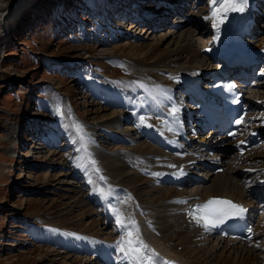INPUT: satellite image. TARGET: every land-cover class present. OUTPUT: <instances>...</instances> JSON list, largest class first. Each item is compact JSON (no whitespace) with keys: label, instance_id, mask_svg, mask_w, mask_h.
Returning <instances> with one entry per match:
<instances>
[{"label":"rangeland","instance_id":"obj_1","mask_svg":"<svg viewBox=\"0 0 264 264\" xmlns=\"http://www.w3.org/2000/svg\"><path fill=\"white\" fill-rule=\"evenodd\" d=\"M20 1L3 0L0 4V15L10 19L4 26L7 30L2 31L3 40H0V264H94L82 255L68 254L61 247H54L53 241L35 243L33 239L37 237L33 236L48 234L45 228L52 225L66 229L64 231L70 235L79 233L77 210L70 212L64 207L81 198L88 208L102 213L100 206L87 197L92 186L100 194L113 183L106 179L108 173L102 170V163L95 157L105 153L109 158L117 154L116 151L128 154L140 145H151L145 134L138 132L136 122L132 123L137 116L133 112L134 103L130 101L142 95L131 89L136 87L123 74L135 63L126 52L113 54L111 49L133 44L148 47L159 38L168 42L179 37L190 39V35L196 45L204 46L207 41L208 44L213 41L208 34L201 37L194 33L193 23L203 22L205 28L216 33L223 32V27L214 28L213 24L203 20L212 8L210 0H22L21 8L11 16L10 13L7 15L14 3ZM254 1L255 7H247L252 10L249 14L251 23L258 26L246 42L248 46L260 48L264 37V0ZM157 15L161 17L156 20ZM148 17L164 24H156L157 29L153 32L145 25L147 20L142 25V22L133 23ZM126 19H129L128 27L123 25ZM181 66L183 64L175 67ZM141 67L150 69L148 64H141ZM159 69L165 71L168 68ZM167 73L172 72L167 70ZM93 74L98 80L93 78L92 81ZM102 82L116 83L114 87L119 89L122 98L110 97L103 102L105 94L98 87L103 86ZM249 82V93L255 95L256 100L264 101V64L253 70ZM129 90L136 96L128 98ZM95 102L104 107L109 105V110L120 111L129 119H121L115 125L113 118L105 122L93 121L88 111L90 104ZM258 113V110L252 111L254 116ZM76 125H82L90 138L91 143L86 148ZM188 135L192 137L190 143L181 141L172 153L159 148L162 150L159 153L174 161L198 155L197 143L193 141L196 139ZM199 138L204 140L202 136ZM124 139L127 143H123L126 142ZM150 147L157 149L158 146ZM259 154L262 159L254 161L253 166L258 173L255 177L263 179L260 173L264 172V147L255 153L256 156ZM249 158L240 160L246 163ZM77 165L82 166L80 168L92 185L87 184L80 169H74ZM101 177L105 179L101 180ZM154 180L149 181L156 184ZM148 186H137L136 190L149 193ZM77 187H81L82 192ZM152 187L162 191L154 192L155 196L168 189L158 183ZM122 189L124 194H119L117 200L121 201L120 209L123 210L138 198V193L129 187ZM191 189L185 186L182 191L189 193ZM146 197L142 199L147 200ZM122 210L118 212L125 215ZM100 219L105 220L103 215ZM107 220L99 235L117 237L113 244L117 247L121 241L119 230L114 227L117 221ZM82 235L89 236L88 233ZM90 250L96 253L98 248L93 246ZM259 251L253 254L251 250L246 251V264L255 262L254 256H259ZM67 254L69 256H65ZM69 259H73L72 263Z\"/></svg>","mask_w":264,"mask_h":264},{"label":"bare ground","instance_id":"obj_2","mask_svg":"<svg viewBox=\"0 0 264 264\" xmlns=\"http://www.w3.org/2000/svg\"><path fill=\"white\" fill-rule=\"evenodd\" d=\"M2 2L3 0H0V4ZM23 2L24 1L22 0L20 2H15L7 15L10 13L11 16V14L15 12ZM247 4L248 7L251 6V8L256 6L255 1L247 0ZM246 8L245 10H247ZM234 13L235 12L228 14L225 23L233 26L237 32L238 40L241 41L243 35L249 31L250 22L242 12ZM210 14L211 10L206 17H210ZM233 14L234 16L229 21L228 19ZM158 17L160 18L161 16L157 15L155 19L157 20ZM206 17H204L203 20L213 24V20ZM155 19L152 20L150 17L143 19L139 18L136 21H133V23L140 24L142 22L140 24L142 25L143 22L147 20V27L150 29L152 28L154 32L155 29H157L156 24L160 26L161 24H164L161 20L157 22ZM9 21V17L6 18V15L4 14L0 15V40L2 39L1 37L4 36L2 31L7 30L4 26H7ZM11 21H13V19ZM128 21L129 19H126V23L123 25L128 27ZM189 23L190 22H188V24ZM253 24V27L257 28L258 24L255 22ZM218 26L223 27L222 24H218ZM193 27L195 30L194 33L196 32L198 36L201 35L202 37L208 34L211 41H214L215 39H217V41L212 44H208L209 42L207 41L204 46H200L195 44L193 36L191 37L190 35V39L188 37L180 39L179 37L176 41L169 40L168 42L164 40L165 38H159L149 44L148 47L133 44L118 45L111 49L113 54L118 51H122V53L126 52L129 58L134 61L133 63H135V65H130L128 67L129 70L126 72L127 74L124 72L123 76L129 77L132 84L136 87L131 89H133V91L138 90L139 94L141 93L142 95H140L141 98L135 97L136 95L133 96V92H131L132 90H129V95L127 96L128 98H131V96L135 97L130 101L131 103H134V110L129 107L133 110L135 116H137V119H133L134 121H132L137 124L141 122L140 118L144 117V122H141L138 132L141 133L142 129L144 130L145 125L143 124L145 123H148L155 129V137H149L150 143L156 141L157 135L161 137L160 140L162 142H165L166 140H174L177 138V135L179 136L178 139L181 141L185 140L184 137H186V139L189 138L184 133L185 128H183V125L187 122L190 124L189 121L193 120L195 117V122H198V120L202 122V120L198 111L195 110L194 112L196 114H192V110L194 109L190 105L192 100L190 98L189 89L185 87L186 82H194L197 84V81H199L201 76V81L205 82L208 77L205 76L207 73L213 72V74H215L217 69L224 65L223 63H220L217 58L215 59L214 54L218 53V49L220 51L219 53H221L220 56L226 62L232 59V57L229 56V49L232 45L221 44L222 33L225 31L224 27L223 32L220 31L219 33L205 28L203 22L193 23ZM132 28H136V26H132ZM164 44L165 47L162 48L161 46ZM261 44L264 45V37H262ZM245 49L250 52L249 56L253 58L254 61L258 63L261 60L262 62L264 61V48L259 49V47L252 48L248 46V48L245 47ZM232 56L236 55L233 53ZM141 64H148L150 69L146 70L142 68ZM176 64H183V66L180 68L175 67L177 66ZM163 67H167V70L172 73L168 74L167 70L163 71L159 69ZM202 73L205 75H201ZM250 75L251 73H249V77ZM93 78L97 79V76L93 74L91 77L92 81ZM114 85H116V83ZM114 85L104 82L102 87L98 86L105 94V99H102L103 102H106L110 97L117 100L121 95L118 91L119 89L114 87ZM125 86L127 87V85ZM249 97L252 99L250 107L254 111L258 110L259 113L255 118L250 119L247 129L250 127L260 128L259 132L262 137H264V101L256 100L255 96ZM122 101H124V99ZM108 106L109 105H106V107H104L96 102L91 103L88 111L90 114L88 115L92 117L89 118L96 122H105L113 118L115 119L114 125L119 123L121 119L126 120L127 116L122 112L117 110L114 111L115 109L111 111L108 109ZM187 107L188 109H186ZM174 109L176 110L175 112L173 111ZM127 112L130 113V111ZM83 118H87L86 114ZM203 128L204 127L201 125V130ZM169 129L172 130L169 131ZM134 130L133 133L136 132V129ZM192 130L193 132L196 131L195 129ZM242 132L243 128L239 140L243 137ZM235 141H237L236 138ZM235 141H226L224 138L222 139V137L211 135L210 140L204 143L211 146L210 149L214 148L216 150L214 155H217V159L215 161L219 162L222 160L221 156H226L229 145L234 144ZM112 145L109 146L112 147ZM159 145L161 144L159 143ZM150 146L140 145L134 150L135 152L131 151L128 154L116 151L117 154L110 155L109 158H107L108 156L105 153H100L96 156L95 159H99V163H102V170L108 173V178L105 176L106 173L104 176L107 180L113 182L112 184H109L110 186L108 185L109 187L106 186L105 193L110 192L107 197L100 195L101 193L99 194V191L97 192V189H95L94 186H92L93 188L91 189H95V191L91 190L87 197L88 200H91L94 203H97L96 205L100 206L102 213L95 211L93 208H88L87 205L83 204L81 198L75 199L72 204H68L64 208H66L65 210L69 209L70 212L74 209L77 210L76 222L78 227H81L80 232L71 233L70 235V233H67L68 231H64L66 230L64 228L62 229L59 226L49 225L50 227L45 228V231H47L48 234H35L33 236L37 237L36 239L39 238L38 240L33 239L36 241L35 243L53 241L54 247H61L68 254L73 253L75 255H82L84 258H87L88 262L92 261L94 264L99 262L97 259L98 257L101 258L103 264H126L127 261L129 264V260L124 257L123 253L118 248L119 246L114 247L113 245L117 237L99 234H101L100 231L102 227L106 225L105 221L107 219L111 221L116 219L115 221H117V211L122 210L120 209L121 201H118L117 197H119V194L123 193L122 190L124 189L120 190L119 188L129 187L135 191L137 186L148 184L150 192L143 191V189L136 190L138 198H136V200L133 199V201L128 203L122 210V213H125V215L121 214L120 217L122 224L115 222L118 226L116 224L114 227L119 230L121 241H127L129 239L127 232L132 231V238L135 239L138 236L142 239L144 244L148 245L149 248L158 253L160 260L168 261L171 259L179 261L181 264H246L245 252L251 250V253L253 254L260 250L258 253L259 256H254L255 262L253 261V263L264 264L263 244L257 243L255 240L241 245L235 241H219L212 239L209 231H206L203 227L197 226L188 215V211L196 204H203L210 198L229 197L236 199L240 197V193L236 189V180L239 179V176L241 175L239 174V171L236 169L230 170L229 168V170L222 174L209 176L206 179L207 183L202 184V186H198L199 183H193L194 185L192 186L196 187L189 190V193L182 191V184L177 183L173 187H167L168 189L165 188L166 190L163 189L165 192L155 196L153 195L154 192L157 193L162 191L160 189H154L152 186L157 183L167 184L168 180H175L176 177L179 179L178 172L180 170V165L178 162H174L172 158L159 153L162 151L152 149ZM164 149L169 150L171 147H164ZM219 155L221 156L219 157ZM249 156V162L246 161L245 168L251 167L253 164L251 162L261 158L260 154L259 156H256L255 154H246L243 158ZM230 159L233 160V158ZM81 162H83V160H81ZM171 165H174V167ZM80 167L82 166L77 165L74 169H80V173L84 175L87 184L92 185L91 181L86 178L88 175ZM253 170L254 168L250 169L249 172L252 173ZM157 173L159 175H155ZM251 173H249V175H251ZM151 178H153V180L155 179L154 182L157 181V183L155 182L156 184H151L152 182L149 181ZM259 180H261L260 182L264 185V176L263 179ZM237 186H239V184ZM76 189L82 192L81 187H77ZM145 196H148V198L146 197L147 200L142 199ZM143 201L145 203L142 205ZM180 201H186V203H180ZM100 215H103L105 218L104 221L100 219ZM132 220L135 221V226L131 223ZM259 223L256 226L257 236H260L264 241V223L263 221H261L260 224ZM136 229H138V232ZM84 233H88L89 236H83L82 234ZM257 244L260 246L257 247ZM93 246L98 248L96 253L90 250ZM99 251L101 252L99 253ZM79 252H82V254ZM68 254L65 256H69ZM68 261L72 263L73 259H69ZM133 264H135V262H133Z\"/></svg>","mask_w":264,"mask_h":264},{"label":"snow or ice","instance_id":"obj_3","mask_svg":"<svg viewBox=\"0 0 264 264\" xmlns=\"http://www.w3.org/2000/svg\"><path fill=\"white\" fill-rule=\"evenodd\" d=\"M212 5L210 17L213 20V27H218V24H223L228 18V14L232 12H243L248 6L247 0H210ZM176 111L175 109L173 110ZM141 122H144V117H141ZM243 122V117L236 121L237 124ZM150 126V125H149ZM77 132L79 133L82 145L86 148L88 143H91L90 138L83 131L82 125H76ZM172 129H169L171 131ZM243 143V142H241ZM91 163L95 165V161ZM174 167V165H171ZM97 171H99L97 169ZM181 174H183L181 170ZM155 175H159L158 173ZM104 180V177L100 178ZM109 193H104L101 190V195L107 197ZM180 203H186V201H180ZM248 210L240 204L233 202L232 200L223 198H210L203 204H196L188 211V215L199 226L203 227L206 231L224 224L230 219H242ZM121 214L117 211V223L122 224ZM131 223L135 226V221ZM138 232V229H136ZM251 232V229H248ZM127 235L129 239L127 241L119 242V249L123 253L124 257L129 260V264H174L173 261L160 260L158 253L144 244L143 240L138 236L132 238V231H128ZM260 245L257 244V247ZM150 253V255H149Z\"/></svg>","mask_w":264,"mask_h":264}]
</instances>
